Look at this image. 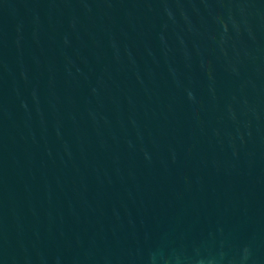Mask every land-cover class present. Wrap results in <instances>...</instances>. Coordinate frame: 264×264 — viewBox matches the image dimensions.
Listing matches in <instances>:
<instances>
[{
  "label": "water",
  "instance_id": "water-1",
  "mask_svg": "<svg viewBox=\"0 0 264 264\" xmlns=\"http://www.w3.org/2000/svg\"><path fill=\"white\" fill-rule=\"evenodd\" d=\"M0 264H264V0H0Z\"/></svg>",
  "mask_w": 264,
  "mask_h": 264
}]
</instances>
